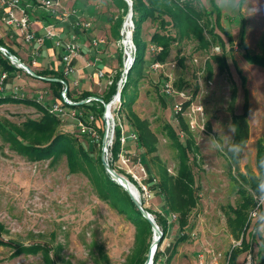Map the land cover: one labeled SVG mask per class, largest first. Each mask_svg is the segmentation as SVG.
I'll return each mask as SVG.
<instances>
[{"label": "rangeland", "instance_id": "1", "mask_svg": "<svg viewBox=\"0 0 264 264\" xmlns=\"http://www.w3.org/2000/svg\"><path fill=\"white\" fill-rule=\"evenodd\" d=\"M21 1L28 3L33 14L41 16L44 12L47 13L42 0H36V4L31 0ZM56 1L60 5L57 15H52L56 20L55 28L64 39L75 36L80 42L82 47L78 57H83L86 61L90 78L88 84L98 96L106 94L119 70L123 73L127 57L123 38L117 39L114 36L116 33H113L118 29L112 23L114 18L123 14L119 0ZM214 1L215 3L211 0H198L204 9L214 10L211 22L224 41H216L207 50L197 49L195 40L172 41L166 58L163 61L154 60L162 63L158 70L151 67L154 62L152 56L155 57V54L150 45L156 44L152 41L153 32L161 29L150 19L142 24V37L148 45V60L143 74L136 77L135 86L129 88L130 98L133 100L130 108L140 118L149 120L150 129L157 138V150L143 154L144 148L139 146L137 140L126 137L124 142L121 139L120 154L114 159L112 148L115 133H110L108 138L106 158L109 163L112 161L116 171L129 180V175L132 176L135 182H130L137 188L140 199L155 220H160L161 229L165 228L162 219L168 220L167 235L161 244L159 242L160 246L157 245V250L162 252L160 264H200L202 256L204 261L216 256L218 264H226L230 250L242 235L247 242L252 241L253 249L243 251L236 264H248L249 261L255 264L264 259V241L256 231L258 217L249 219L253 208L247 209L249 213L245 222L249 226L247 230L244 229V234V231L235 234L227 219L228 205L236 206L241 197L237 191L236 179L241 175L247 176L246 172L258 173L257 140L264 138V67L250 62L245 54L264 53V0ZM217 13L219 23L216 21ZM127 15L128 11L124 19ZM75 19L89 22L90 27L76 29L73 25ZM242 20L246 27L245 47L240 42ZM124 28L128 30L127 23L122 25V36ZM161 32L172 36L176 34L171 26L169 30ZM205 35L209 37L206 31ZM94 38L103 41L94 45ZM20 40L17 45L21 47V51L17 52V56L24 58L35 72L40 70L37 62L41 49L36 50L35 46L31 47L23 39ZM121 49L123 65L119 59ZM134 49L135 45L132 55L136 58L137 48L136 51ZM223 52L227 58V68L221 70L213 61V74L208 76L207 61H212L213 54ZM182 56L185 57L183 62L180 61ZM1 69L3 68L0 66ZM165 77H171L176 88L183 90L190 100L183 115L177 114L171 100H166L159 91V84ZM121 78H118V83L122 91L128 82V75L124 83ZM179 78L185 80L182 88L177 85ZM233 84L238 89L235 112L241 113L245 100L248 101L247 119L250 130L249 137L238 153V161L229 153L234 133L232 111L228 108ZM70 86L73 95L79 97L82 94L84 87L81 84L71 80ZM13 93L14 98L22 96L29 99L43 94L41 100L47 105L60 99L54 98L49 82L33 77L24 68L9 76L6 91L2 95L13 96ZM160 95L166 103H163ZM121 106L122 98L112 105L111 115L115 121L113 123L110 119L111 131L113 124H120L127 136L132 133L126 116L130 108L126 106L118 114ZM73 110H77V113L74 114ZM66 111L65 115L58 117L57 128L77 137L90 156L95 161H100L103 147L101 131L105 129L103 117L98 118L97 122L100 138L92 143L80 135L76 121L78 111L84 114L87 110L67 105ZM179 115L189 124L196 144L189 155L195 174L194 187L198 201L185 216L184 228H181V214L168 208L159 186L163 167L167 168L169 174L176 175L177 150L163 127L167 123L172 124L183 139ZM42 116L43 113L30 103L15 100L0 102V128L12 127L29 118L39 119ZM192 117L196 122L191 121ZM12 146L0 129V239L4 240V243H0V264H47L46 254L53 258L54 264H127L135 246L134 221L121 213L111 200L102 199L90 177L82 172H71L65 155L58 159L34 160ZM151 188L152 192L148 195L147 191ZM183 234L186 235L185 238L180 239ZM155 236L156 233L151 230L150 247ZM6 241L10 244L5 243ZM32 244L44 247L35 252L20 249ZM97 244H102L108 259L100 258ZM239 246L241 244L237 245L238 248ZM170 255L172 259L167 262Z\"/></svg>", "mask_w": 264, "mask_h": 264}, {"label": "trees", "instance_id": "2", "mask_svg": "<svg viewBox=\"0 0 264 264\" xmlns=\"http://www.w3.org/2000/svg\"><path fill=\"white\" fill-rule=\"evenodd\" d=\"M33 4H36V0H31ZM133 1V21L135 24V29L133 32V42L137 48L136 58L128 74V82L124 85L121 91L122 106L118 110V114L124 111L125 107H131L133 102L130 98V86H135L137 83L138 74H143L144 65L148 60L146 58L147 44L142 37V24L150 19L156 23L157 27L161 30L156 29L152 34V41L157 45L163 47V49L158 52L155 57L152 56V60L163 61L168 51L171 47L172 41H191L195 40L197 42V49L207 50L216 41L223 42L224 39L220 36L211 22V17L215 14L214 10L204 9L200 6L198 0H132ZM215 3L214 0H211ZM118 2V0H117ZM120 6L123 9V14L114 18L112 23L117 25L118 29L113 31L116 34L114 36L117 39H121L124 36L121 34V28L124 22V15L127 13L128 8L125 0H119ZM30 9V8H29ZM30 13L33 14L30 10ZM216 16V15H215ZM40 18L44 19L45 23H52L56 20L52 18V15L48 12H44ZM116 19V22H115ZM216 21L219 23V13H217ZM216 22V23H217ZM173 27L176 30L175 35H165L161 31L169 30V27ZM240 42L242 46H246L244 39L246 36L245 22L242 20L240 27ZM205 31L209 34V37L205 35ZM0 44L5 46L12 53L16 54L15 50L6 46L2 38H0ZM127 48L130 50L128 45L124 42ZM248 60L252 63L261 65L264 67V53L263 54H250L245 52ZM212 61H207L206 69L208 71V76L213 74V61H215L220 69L227 68V58L225 53L213 54ZM119 59L121 65H123V50L119 52ZM185 57H181L180 61L183 62ZM0 66L3 70L7 71L9 76L18 70H22L12 63L1 51H0ZM36 73L40 76L45 77H57L68 83V93L67 96L73 101H80L82 99L88 98L94 95L89 91H83L82 94L74 98L69 75H66L63 70L55 69H42L36 70ZM122 71L119 70L117 78H114L106 94L99 96L104 99L105 102H109L117 91L118 78L121 77ZM137 77V78H136ZM245 79V77H243ZM46 81V80H45ZM9 82V79L8 81ZM53 91L54 98H62L64 91V83L60 81H46ZM178 87L182 88L185 86V80L179 78L177 80ZM238 89L235 84L232 86L231 101L229 104V109L232 111V126L234 128L233 140L231 142L229 153L231 157L238 161V153L240 149L243 148L244 142L249 137V124H248V101L244 102V110L241 113L235 112V105L237 101ZM161 96V95H160ZM164 97V96H163ZM161 96L163 103H166L165 99ZM5 100H15L17 102H27L34 105L43 116L39 119L29 118L21 124H14L12 127L1 126V131L5 135V138L13 144V148L19 153L26 154L30 156V159L40 160L44 158H54L58 159L61 155H65L67 164L71 172H82L83 174L90 177L93 181L95 188L99 192L102 199L109 201L111 200L115 206H118L121 213H125L127 217L134 221L136 226L135 235V246L133 248L132 254L128 257L127 264H143L146 260L147 253L149 251V243L151 230H153L150 222L142 215L139 208L136 206L129 193L122 188L112 176L105 170L102 160L95 161L92 156L84 149L83 145L79 142V139L71 134L65 133L57 128L58 116L49 111L46 104L38 102L35 98H23L16 97L7 94L5 97H0V102ZM189 102L185 104V107ZM80 109H86L84 112V117L89 114L96 115L97 118H102L104 113V103L99 100H92L88 103L82 105H72ZM128 124L131 126L132 132L137 136V142L140 147L144 148L143 154L151 153L157 150V138L154 132L150 129V122L147 119L140 118L136 113L130 110L126 114ZM180 128L184 132V138L181 139L179 132L174 128L172 124L164 125V132L171 140L173 147L177 150L178 165L176 169V175H171L167 171V168L163 167L161 169L162 182L159 183L161 186L162 194L164 195L165 202L169 209L179 212L181 228L186 227L185 216L191 212V210L197 205L198 196L196 195L195 185V174L192 166V161L189 155V151L194 150L196 147L195 140L190 131L189 124L185 119L179 115ZM209 126V124H208ZM122 127L120 124H116L115 127V140L112 148V155L114 159L118 158L122 142ZM104 134V130L101 131V138ZM90 142H94L87 136H83ZM233 145H238L235 150H232ZM196 157L193 158L195 161ZM113 167L112 161H110ZM256 166L258 173L246 172L247 176L241 175L239 179H236L237 191L241 195L240 200L236 206L228 205L229 210L227 211L228 223L235 234L243 232L244 229L247 230L249 223H246V216L249 213L247 210L249 207L254 208L257 204V199L261 197L258 191V184L264 181V138L260 137L257 140V152H256ZM115 168V167H113ZM250 170V169H249ZM130 181H133L131 175H129ZM129 179V178H128ZM252 190V191H251ZM256 193V195H255ZM257 196V197H256ZM144 202V201H143ZM149 210V209H148ZM150 211V210H149ZM151 212V211H150ZM156 222L161 225L160 220L156 218ZM165 224V228L162 227L164 236L160 242L164 240L167 235L168 230V220L166 218L162 219ZM256 227L259 228L258 220L256 222ZM161 228V226H160ZM245 231L243 232V234ZM185 234L180 236V239L185 238ZM242 238L241 246L233 247L228 255L227 264H236L239 255L243 251L253 249L252 241L247 242L244 235ZM254 239V238H253ZM4 240L0 239V243ZM4 243V242H3ZM7 243V241L5 242ZM10 244V243H7ZM158 245V247L160 246ZM40 244H32L27 247H20V249L26 252H35L37 250L43 249L44 246ZM97 249L100 253V258L108 259L107 254L104 252L102 244H97ZM21 251V250H20ZM46 254V253H45ZM15 255V254H12ZM161 250H157L155 254L154 264H160L161 261ZM47 264H54V260L48 254L44 255ZM172 259V255L168 256L166 261L169 262ZM264 259L261 262L255 264H263ZM71 264V263H69Z\"/></svg>", "mask_w": 264, "mask_h": 264}, {"label": "built area", "instance_id": "3", "mask_svg": "<svg viewBox=\"0 0 264 264\" xmlns=\"http://www.w3.org/2000/svg\"><path fill=\"white\" fill-rule=\"evenodd\" d=\"M0 5L3 8V13L0 17V38L4 36L3 33V26L10 27L12 26L15 28L18 36H20L27 44H29L31 47L35 46L37 48L36 50H39L41 45L45 43L46 40H49L53 42V45L56 48H60L62 50V55H61V61L63 63V69L66 75H71L75 73V67L72 64V60L74 57L80 54L81 52V44L80 42L75 39V36H72L71 38L64 39L61 35V32L55 28V23H46L44 26V33L39 34L36 29L33 28L32 26V15L30 13L29 5L28 3L22 2L21 0H0ZM60 5L59 1L56 0H42V6L46 9V11L53 15L56 16L58 13V7ZM75 12V10H74ZM133 13L132 15L128 14L125 17L124 24L129 23V31L124 28L123 36L124 33L127 31L126 36L129 34L131 37L132 44L130 45V50L127 48L125 45L124 51L127 55L124 63V70L122 73V78L121 81L124 83V81L127 78L128 72L130 68L132 67L134 61H135V55H132L133 52V47L135 44H133V31L135 29V24L133 21ZM74 27L80 28V27H85L88 29L90 27L89 22H85L84 20L80 19H75L73 23ZM125 37V36H124ZM124 37H123V43H124ZM103 41V39L100 38H94L93 39V44L97 45L99 42ZM150 49L153 54H157L158 52L161 51L162 47L156 45V44H151ZM4 50L6 52L9 51L7 47L4 46ZM136 51V46L135 49ZM39 55V54H38ZM16 65V64H15ZM151 67L154 70H158L162 67V63L158 61H154L151 64ZM102 75V73H101ZM9 79V74L7 71L1 69L0 70V97H3L5 95H2L6 91L7 87V81ZM160 86V93L166 98V100H171V104L174 107L175 111L177 114H184V109H185V104L186 102L190 101L188 100L187 94L174 85V80L171 77H165L161 83L159 84ZM63 95V93H62ZM13 96L14 93H13ZM17 97V96H16ZM43 97V94H41L38 98H35L38 102H42L41 98ZM120 96L117 98H112L110 100V112L112 111V105L114 102H117L118 100L120 101ZM58 100V99H57ZM73 100L69 98L67 95H63L61 99L58 101H54L51 105H47L49 108V111L51 113H54L58 117H61L67 113L66 108L67 105L71 104ZM74 111V110H73ZM77 110L74 111V114L77 113ZM112 113V112H111ZM112 118H110L113 123H114V116L111 115ZM76 121H77V126L80 135L82 136H87L91 140L95 141L100 138V134L98 131V118L94 114H89L87 117H84L83 112L78 111V114L76 115ZM192 122H196L195 119L192 117L191 119ZM115 127L116 125L112 126V131L115 133ZM123 132V131H122ZM111 136V135H110ZM126 137L130 138L133 137L135 140H137V136L135 133L128 134L127 136L122 133V141L124 142L126 140ZM108 150V148H107ZM155 181V178H154ZM148 195L151 194L152 188L149 189ZM261 200H264V196H261L257 199V204L256 206L251 210L249 219L253 220L254 218L259 217L260 215L264 214V203H261ZM242 241V238L235 242L233 247L240 245ZM157 251V247L154 250L153 257H152V264H154V259H155V254ZM251 256V255H250ZM211 260H203V256L201 257V262L200 264H218V258L216 256H213ZM228 262V261H227ZM227 264V263H226ZM248 264H252L251 261H249Z\"/></svg>", "mask_w": 264, "mask_h": 264}, {"label": "water", "instance_id": "4", "mask_svg": "<svg viewBox=\"0 0 264 264\" xmlns=\"http://www.w3.org/2000/svg\"><path fill=\"white\" fill-rule=\"evenodd\" d=\"M128 4V14L132 15L133 13V8H132V4L133 1L132 0H125ZM129 35V34H128ZM125 42V40H124ZM0 51L10 60L12 61L14 64H16L19 67H22L24 69H26V71L31 74L33 77L35 78H40L46 81H62L64 83V91H63V95H67L68 93V83L65 82L64 80L57 78V77H45V76H40L38 75L34 69L29 66L26 62H24L21 58H19L16 54L12 53L11 51L6 52L4 50V46H2L0 44ZM120 84L118 83L117 86V91L116 94L114 95L113 98H116L118 96H120ZM92 100H99L101 102L104 103V113H103V119H104V134H103V138H102V154H101V160H102V164L105 168V170L112 176L113 180H115L122 188H124L130 195V197L132 198V200L134 201V203L136 204V206L139 208V210L141 211L142 215L150 222V224L152 225L153 231L154 233H156V236L154 237L153 243L147 253V257L146 260L143 264H152V257H153V253L155 248L157 247V245L159 244V242L162 240V236H163V231L160 228L159 224L156 222L154 216L152 215V213L145 207L144 202L140 199L139 194H137L134 190H132L131 188V182L130 180L120 174L119 172L116 171L115 168H113L111 166V164L109 163V161L106 158V150H107V143H108V138L110 137V132H111V124H110V116H111V112H110V101L109 102H105L104 99L102 97L99 96H90L88 98L82 99L80 101H73L71 102L72 105H82L85 103H88Z\"/></svg>", "mask_w": 264, "mask_h": 264}, {"label": "crops", "instance_id": "5", "mask_svg": "<svg viewBox=\"0 0 264 264\" xmlns=\"http://www.w3.org/2000/svg\"><path fill=\"white\" fill-rule=\"evenodd\" d=\"M75 4L79 8L78 3L75 2ZM2 13H3V8L0 5V17ZM45 24L46 23L44 22V19L40 18V16L35 14V16L32 17V26L34 29L37 30L39 34L44 33ZM3 33L4 36L2 38L3 40H5L6 46L15 50L16 53L21 51V47H19L17 44L21 42L20 39L22 38L18 36L15 28H13L12 26L10 27L3 26ZM40 49L41 50L39 52V55L41 54V56L39 57V60L37 62V64L41 67L40 70L42 69L63 70L64 65L61 61L62 50L60 48H56L53 45V42L46 40L45 43L41 45ZM22 60L26 62L24 58H22ZM72 64L75 67L76 72L73 75H70L69 80L70 81L73 80L76 84H81L84 87L83 91H89L94 95H98L96 94V92L93 91L91 86L88 84L90 78L87 71L85 59L83 57L79 58L77 55L76 57L73 58ZM74 98H77V96L74 95Z\"/></svg>", "mask_w": 264, "mask_h": 264}, {"label": "clouds", "instance_id": "6", "mask_svg": "<svg viewBox=\"0 0 264 264\" xmlns=\"http://www.w3.org/2000/svg\"><path fill=\"white\" fill-rule=\"evenodd\" d=\"M238 145H233L232 150H235ZM258 191L261 194V196H264V181H261L258 184ZM261 203H264V200H261ZM258 224L260 225L259 228H257V235L260 237L262 241H264V214L260 215L258 217Z\"/></svg>", "mask_w": 264, "mask_h": 264}, {"label": "bare ground", "instance_id": "7", "mask_svg": "<svg viewBox=\"0 0 264 264\" xmlns=\"http://www.w3.org/2000/svg\"><path fill=\"white\" fill-rule=\"evenodd\" d=\"M129 26H130V24L129 23H127V31H129ZM126 33H128V32H126ZM125 43L128 45V47L130 48V45L132 44V41H131V37H130V35H125ZM131 188H132V190H134L137 194L139 193L138 191H137V188L133 185V184H131Z\"/></svg>", "mask_w": 264, "mask_h": 264}]
</instances>
